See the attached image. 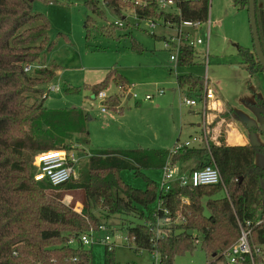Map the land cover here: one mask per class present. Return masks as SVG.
I'll return each mask as SVG.
<instances>
[{"label": "trees", "instance_id": "trees-1", "mask_svg": "<svg viewBox=\"0 0 264 264\" xmlns=\"http://www.w3.org/2000/svg\"><path fill=\"white\" fill-rule=\"evenodd\" d=\"M103 1L116 14L124 15V0ZM33 2L0 0V264H93L92 252L80 240L81 235L99 231L105 225L101 219L112 215L119 216L120 227L127 229L128 244L135 250L157 251L160 264H174L177 255L194 249L195 232L203 235L202 247L208 254L216 259L225 257L224 252L240 238L242 227L251 231L255 263L264 264V168L255 161L263 146L219 144L208 131V145H183L174 153L171 149H91L85 172L78 179L72 177L59 186L35 179L33 154L80 149V145L90 143V113L81 106L45 105L49 95L45 84L56 77L59 65L42 60L53 45L51 25L43 13L34 10ZM235 2L248 9L249 0ZM86 4L93 12L102 13L98 0H87ZM177 6L180 13L166 15L167 20L178 23L209 18L210 0H177ZM256 10L264 51V8L257 5ZM134 14L138 19L162 17L155 4L135 5ZM89 22L90 17L87 26ZM115 25H111L112 30ZM111 28L108 33L112 34ZM152 35L161 38L155 32ZM131 47L143 51L135 39ZM196 54L195 47L184 45L176 64L191 66ZM238 54L250 74L264 72L255 49L239 45ZM111 82L121 87V94L130 87L115 69L109 70L104 80L87 86L97 95ZM177 82L181 89L203 97L206 87L202 77L181 74ZM67 91L77 92L78 88L71 86ZM121 94L107 98L105 105L122 112ZM231 113L222 111L221 116ZM182 162L193 164L191 170L213 164L222 181L200 186H182L175 181L163 193L143 171ZM124 169L144 174L147 187L127 183L121 175ZM222 190L226 195L216 197ZM67 194L72 196L69 203L63 201ZM153 204L156 208L147 213L143 207ZM129 217L143 221L133 225ZM167 220L169 224L157 227ZM72 239L74 243H70ZM106 250V264H113L115 249ZM242 264H252L251 258L246 256Z\"/></svg>", "mask_w": 264, "mask_h": 264}, {"label": "rangeland", "instance_id": "rangeland-1", "mask_svg": "<svg viewBox=\"0 0 264 264\" xmlns=\"http://www.w3.org/2000/svg\"><path fill=\"white\" fill-rule=\"evenodd\" d=\"M86 1L33 2L34 10L43 13L51 25L49 36L53 45L45 52L42 60L60 66L56 77L45 84L49 94L45 105L48 108L83 106L90 113L87 124L90 143H84L78 149L80 164L75 180L85 172L89 158L86 153L91 149H173L178 139L180 145L193 136H203L197 126L198 122L203 121L200 113L203 108L202 97L179 87L177 76L181 74L194 73L202 77L205 87L207 77L208 86L215 92V98L239 116L242 132L248 142L264 147V80L256 73L250 74L238 54L239 45L254 51L247 8H242L235 0H210L209 56L206 55L207 45L199 44L196 45L195 63L179 66L170 59V51L164 47L162 38L152 35L153 32L158 36L169 34V30L153 28L146 19H138L134 14L136 0H131L133 4L128 0L122 2L125 18L106 6L103 0H98L101 14L89 9ZM258 2L264 4V0ZM88 17L91 22L87 26ZM112 24H116L113 26L114 31ZM110 28L112 34L108 33ZM132 39L141 44L143 51L138 52L131 47ZM111 69L126 77L130 92L135 95L128 98V92L121 94L122 113L110 107L103 112L101 107L104 101L87 86L104 80ZM57 86L59 90L53 89ZM71 86L77 87L78 91L68 92ZM160 90H164V93ZM103 91L108 98L121 93L119 85L114 82ZM187 97L195 99L198 104L188 106L184 103ZM213 101L207 102L211 108L207 118L210 120L207 123L209 132V125L220 118L221 111L218 102L215 104ZM226 120L223 126L228 123L233 129L232 118ZM36 154L31 156L33 162ZM255 161L264 168L263 149L257 151ZM143 171L159 183L164 175L163 169L150 168ZM174 174H182L180 166L174 167ZM121 175L134 187H147L144 174L137 175L131 169H124ZM225 195L226 192L222 190L215 196ZM71 199L72 196L67 194L63 201L69 203ZM143 208L148 213L156 208V204ZM77 210H81V205L77 204ZM127 220L132 221L133 225L143 221L135 217ZM101 222L105 223L108 230L92 233V244L88 247L92 252L93 264H106L107 247L102 238L108 232L117 239L113 264H155L153 252L135 250V246H130L122 238L128 232L120 227L122 220L119 216L103 217ZM169 222L161 221L157 227ZM195 235L198 236L195 248L177 255L174 264H231L227 255L216 259L208 254L202 247L203 235L200 232H195ZM156 264L160 263L157 261Z\"/></svg>", "mask_w": 264, "mask_h": 264}, {"label": "built area", "instance_id": "built-area-1", "mask_svg": "<svg viewBox=\"0 0 264 264\" xmlns=\"http://www.w3.org/2000/svg\"><path fill=\"white\" fill-rule=\"evenodd\" d=\"M149 4H155L158 12L162 14V17H146L151 27L163 28L169 30V34L163 33L159 35L163 42L164 47L170 51V59L177 63L180 49L184 45H190L196 48V45L205 44L207 45L206 55L209 56V42L211 38L210 31V19L207 21H195V20H181L180 22H172L166 19L168 14H179L180 9L177 6V0H136L135 5L149 6ZM208 78L206 77V89L202 97L203 108L201 114L203 121L201 122L202 135L201 137L193 136L191 140H188L182 144H176V147L172 149V152H176L181 146H192L194 144L208 142L207 136V120L211 108L209 107L208 101L215 100V92L208 86ZM119 88H121L119 86ZM131 87L126 92H129ZM55 90H59V86L53 87ZM164 93V90H160ZM132 96H135L132 94ZM98 98L105 101L108 96L104 91H100L97 94ZM150 98V96H147ZM184 103L192 107L197 105V101L191 98H184ZM102 111L105 112L107 106L103 104L101 107ZM206 141V142H205ZM87 154V153H86ZM34 165L37 168L35 173V179L37 181L46 182L52 186H59L68 182L72 177H76L79 172L80 157L78 149H58L49 150L37 153L34 158ZM175 164L167 163L162 169L164 171L163 178L159 184L160 191L165 193L170 190L173 182L177 181L182 186H200L209 184H218L222 181L220 170L217 166L211 164L206 165L199 169H194L186 174H180L175 176L174 174ZM163 203L162 199L158 200V205L161 206ZM149 226H152L151 222H147ZM100 230L107 231L108 227L102 225ZM250 229L241 228V236L238 241L229 247L225 252V256L229 258L231 264H242L246 256L251 258L252 264H256L253 255V246L250 242ZM159 233V231H158ZM92 233H84L81 235L80 240L87 246L92 244L91 241ZM122 237V236H121ZM127 242L130 241L128 236L122 237ZM102 241L110 250H114L117 245V239L112 236L109 232L104 235ZM74 243V239L70 241ZM259 251V249H257ZM156 262L160 260L157 251L154 252ZM155 262V264H156ZM160 263V262H159Z\"/></svg>", "mask_w": 264, "mask_h": 264}, {"label": "crops", "instance_id": "crops-1", "mask_svg": "<svg viewBox=\"0 0 264 264\" xmlns=\"http://www.w3.org/2000/svg\"><path fill=\"white\" fill-rule=\"evenodd\" d=\"M257 5L260 7V8H264V4L262 3L261 5L259 4L258 0H257ZM60 67V66H59ZM59 71V70H58ZM57 71V73H58ZM108 74V73H107ZM259 76H261L264 80V72H259L257 73ZM107 76V75H106ZM178 83V82H177ZM90 85V84H89ZM121 92V91H120ZM119 92V93H120ZM121 94V93H120ZM132 97V93L128 92V98H131ZM215 102V104L218 102L219 104V107L221 109L220 113H219V116L220 118H218L215 122L213 121V119L211 121H213V123H211L209 125V127L211 128V138L216 140L215 142L216 143H229V144H242V143H246L248 142V138L245 137V134L242 132L243 129H241V124L239 123V116L233 111L232 108H227L223 105V102L221 100H218L217 98H215V100L213 101ZM224 106V108H223ZM83 107V106H82ZM228 110H231L233 113H231V115H224V116H221V112L224 111V112H228ZM119 113H122V112H119ZM201 113V112H200ZM228 118H232V123L234 122L233 126L232 127L233 129H231L229 126H228V123H226L224 126H223V122H226ZM210 121V120H209ZM213 124V125H212ZM197 126L200 128L201 132H202V127H201V122H198L197 123ZM231 129V130H230ZM248 130H250L248 128ZM199 144V143H198ZM172 150V149H171ZM178 165L180 166V170L182 172V174H186L187 172H189L191 170V168H193V164H190L188 162L184 163H177L175 164V166ZM148 176V175H147ZM149 177V176H148ZM150 179L156 181L158 183V185L160 184L157 180L153 179L152 177H149ZM262 186L264 187V182H262Z\"/></svg>", "mask_w": 264, "mask_h": 264}, {"label": "water", "instance_id": "water-1", "mask_svg": "<svg viewBox=\"0 0 264 264\" xmlns=\"http://www.w3.org/2000/svg\"><path fill=\"white\" fill-rule=\"evenodd\" d=\"M256 8H257V0H249L248 11L250 17V26L252 31L254 49L257 54L259 62L262 64L264 68V51L259 37ZM192 232H193L192 230H189V234H192Z\"/></svg>", "mask_w": 264, "mask_h": 264}]
</instances>
